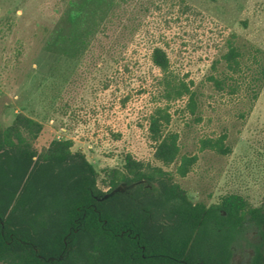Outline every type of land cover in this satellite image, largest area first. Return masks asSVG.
Wrapping results in <instances>:
<instances>
[{"label":"rangeland","instance_id":"1","mask_svg":"<svg viewBox=\"0 0 264 264\" xmlns=\"http://www.w3.org/2000/svg\"><path fill=\"white\" fill-rule=\"evenodd\" d=\"M70 1L0 0V124L10 125L19 113L32 116L45 127L39 149L54 137L72 139L73 150H82L101 174L121 167L127 153L161 165L149 136V116L165 104L161 71L151 59L161 46L173 71L199 92L196 114L187 97L169 104L166 130L179 134L182 154L198 155L188 175L175 180L194 202L239 193L264 206V83L253 98L252 60L235 75L241 81L235 90L211 79L230 38L264 50V0L133 2L119 9L125 25L101 32L80 57L41 45V27L53 25ZM223 134L230 153L202 149V139ZM257 241L258 231L250 228L235 245L232 263H250Z\"/></svg>","mask_w":264,"mask_h":264},{"label":"trees","instance_id":"2","mask_svg":"<svg viewBox=\"0 0 264 264\" xmlns=\"http://www.w3.org/2000/svg\"><path fill=\"white\" fill-rule=\"evenodd\" d=\"M133 2L143 0L70 1L53 25L41 27V45L55 55L80 57L101 32L125 25L120 11ZM151 59L161 71L159 97L165 102L149 116L161 165L127 153L121 167L101 174L82 150H73L72 139L54 137L39 149L45 127L32 116L19 113L10 125L0 124V264H233L234 247L250 228L258 241L248 264H264L263 205L239 193L217 203L194 202L175 180L188 175L198 155L182 154L179 134L166 130L169 104L187 97L196 114L199 92L173 71L165 48L155 47ZM249 60L257 98L264 50L247 48L236 36L211 79L235 90ZM225 139L204 138L202 149L228 154L232 147Z\"/></svg>","mask_w":264,"mask_h":264}]
</instances>
